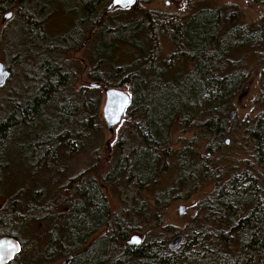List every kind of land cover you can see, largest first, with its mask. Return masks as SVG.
Returning <instances> with one entry per match:
<instances>
[{
  "label": "trees",
  "instance_id": "16d2710c",
  "mask_svg": "<svg viewBox=\"0 0 264 264\" xmlns=\"http://www.w3.org/2000/svg\"><path fill=\"white\" fill-rule=\"evenodd\" d=\"M108 1L78 0L86 15L85 24H89L98 35L100 54L95 56L93 63L103 68L120 45L134 49L137 57L121 67L110 63L106 72L108 79L102 71L92 74L101 86L82 91L79 102L71 97L72 93L65 100L71 82L58 66L44 62L38 70L36 90L0 120V182L10 167L8 154L11 149L15 150L11 153L25 151L29 163L32 160L45 163L49 158L47 163L53 166L60 149L70 155L84 145V138L101 136L104 131L99 120L102 95L96 103L91 93L102 92L103 86L125 87L131 91L130 115L134 120L138 119L131 121L133 125L130 127H133L127 134L124 135L123 130L118 135L117 131L109 152V170L101 175L103 184L114 186L118 196L128 189L133 190L132 184L143 190L159 179V164L164 166L168 154L172 153L168 146L171 128L176 123L192 120L193 124L188 128L201 130L212 142L219 140L222 147L223 143L225 145L223 138L229 136L227 125L233 101L249 78L246 71L225 70V37L229 31H236L240 33L237 37L240 48L261 46L264 44V27L255 26L250 30L235 25V19L231 20L234 10L230 6L200 9L190 16L149 11L125 20L121 17L125 13L123 10H116V15H104ZM137 3L133 10L139 7ZM46 5L39 0H0V18L17 6L25 23L19 28L20 32L43 45L45 42L40 38L39 30L43 29L41 22H44ZM120 14L121 20L116 18ZM77 37L75 32H69L62 40L71 44ZM162 41L171 44L176 51L169 60L158 61ZM261 57L264 61V56ZM183 64H190L193 68L176 74V65ZM261 102L264 105V77ZM247 131L255 145L254 164L245 174L233 173L228 179L218 165L217 172L211 167L204 170L215 184V191L204 201L200 216L193 219V226L189 227V234L179 250H169L162 234L148 235L139 246L127 245L133 231H142L153 224L161 225L160 210L166 202L158 195L153 211L138 205L126 215L118 216L114 232L81 252L80 246L86 244L93 229L107 226L111 216L102 191L98 195L91 183L79 186L80 176H75L68 180L74 184L73 190L65 196L67 200H52L47 194V186L43 191L33 189L22 193L19 190L11 208L0 211V238H15L23 246L22 253L10 264H38L39 261L48 264L71 256L73 259L69 264H105L109 258L113 264H264V189L260 178L254 174L255 169L264 171V114L257 116ZM26 132H30V137L27 138ZM128 134L130 139L136 140L134 143H127ZM14 136L23 142L18 148L11 146ZM185 153L182 156H186L185 161L178 166L176 187L164 191L166 197L168 192L189 185L193 172L203 170L198 161L195 166L189 161V152ZM30 169L41 173L47 167ZM79 197L85 199L86 205L91 204L88 216L82 215ZM54 201L59 207H68L69 212L54 217ZM18 203L20 208H17ZM29 221H45L49 228H55L42 238L47 240L49 237V244L42 252L38 251L37 262L33 263L25 258L29 245L21 239Z\"/></svg>",
  "mask_w": 264,
  "mask_h": 264
},
{
  "label": "rangeland",
  "instance_id": "374dc122",
  "mask_svg": "<svg viewBox=\"0 0 264 264\" xmlns=\"http://www.w3.org/2000/svg\"><path fill=\"white\" fill-rule=\"evenodd\" d=\"M41 4L45 0H39ZM110 1L105 6V13H113L116 15L117 11L108 12L107 7ZM59 3L57 6L56 4ZM78 0H55L53 2V8L50 9L54 13L45 23V28L50 36H58L60 34H67L72 28H78L79 21L83 17L81 8H78ZM60 4H63L62 6ZM137 9L125 10L123 16L117 15L118 19L124 17L125 20L130 19L132 16H141L146 12H158L160 14H189L199 11L200 9H210L215 6H230L234 10V18L231 16V20L235 22V25H239L243 28L253 29L255 26L264 27V1L263 0H138ZM62 7L65 11L62 10ZM80 7V6H79ZM58 8V9H57ZM57 10V12H56ZM13 17L8 21H4L3 17L0 18V62L4 63L11 72V77L8 82L0 87V120L5 118L14 107L20 104L23 100L27 99L35 90L38 77V66L43 60L49 59V55L45 52L51 46L56 43L55 41L49 43L44 40L43 45H35V43L29 38V35L25 32H20L19 28L24 26V21L21 18V14L16 9L12 10ZM49 12V11H48ZM47 12V13H48ZM189 12V13H188ZM46 13V14H47ZM45 14V15H46ZM192 15V14H191ZM111 17V16H109ZM43 23V22H41ZM44 25V24H43ZM231 26V25H230ZM242 28V29H243ZM89 31L87 27L85 29ZM231 30V29H230ZM41 31V30H39ZM45 31V30H44ZM85 31V32H86ZM245 32V30H243ZM84 32V33H85ZM39 33H42L39 32ZM82 38L79 45L71 50L68 54L64 55V62L67 65V72H70V92L66 93L67 97L71 95L76 101H80L83 97L85 89H93L91 83V75L94 72L93 58L97 45L90 36V33ZM236 31H229L226 34V64L225 70L232 72L243 71L249 73L248 80L242 85V89L237 94L233 101L232 111L233 116L228 121L227 130L229 136L223 138V147L219 140L212 142L208 136H204L201 130L195 128H188L192 126V120L187 123H176L172 126L170 132V145L168 149L172 152L169 155V159L165 162L164 166L159 164L158 168V180L152 181V184L145 188L140 189L137 186L131 185L133 190L128 189L126 193L118 196L114 186L103 184L101 175L105 174L109 169L111 160V154L106 151V129L101 133L98 138H84L83 147L84 150L77 153L70 154L69 158H65L64 154L57 156L60 158L58 161L59 166H49L46 170H41V173H36L30 168L36 167L33 160L31 163L27 161V153L25 151L18 153H11L15 150L11 149L9 156L10 167L0 182V211L11 208L14 203V197L22 190V193H26L30 190H44L47 186V194L50 198L58 199L62 201L67 200L66 194L73 190V182L68 181L75 176L84 175L89 172V169H93L94 177L99 181V184L104 185L106 189L102 191L104 198L109 204L110 221L107 226L99 233L100 238L106 234L109 235L115 231L114 226L115 219L118 216L126 215L131 209L138 205L146 206L147 210L153 211L155 209V198L160 195L166 202L165 207L160 210L162 222L160 226L145 227L142 231H133L128 241L137 236L141 238L142 242L148 235H161L166 238L167 244L170 243L177 235L186 236L189 234L191 226H193V219L203 212V203L208 199L215 191V184L210 181L209 176L204 172L208 168H212L214 172L218 171V166L222 167L225 173L226 179L233 173L245 174L246 170H250L252 164H254V143L250 138L249 128L253 124L255 118L261 114H264V105L261 102V92L263 84L264 74V61L261 56H264V44L260 45H247V47H239V39ZM43 38V34H40ZM44 39V38H43ZM86 40H89L87 45H84ZM51 41V40H50ZM176 51V49L168 44L166 41H162L159 48L158 61H162L163 58L169 60V57ZM137 57V53L134 49L125 45L116 47L112 60L109 64L99 69L103 72L105 78L108 79L107 73L110 68V63L118 64L121 67L124 64H130ZM60 58V56H58ZM55 63V61H54ZM96 65V64H95ZM100 66V64H99ZM99 67L96 65V70ZM193 66L176 65L175 72H187L191 70ZM183 69V70H182ZM131 92V91H130ZM95 100L99 98L103 93H91ZM63 100L61 103H63ZM99 100L96 101V103ZM102 106V104H101ZM132 110H129L127 117L131 118V121L138 120L130 116ZM230 113V114H231ZM230 117V116H229ZM141 119V117H139ZM124 124L119 126L118 135L124 130V135L128 130H131L133 125L131 122H123ZM128 128L126 130V128ZM28 131V130H24ZM27 138L30 137V132ZM127 143L135 142V139H130L127 135ZM28 140L26 139L25 142ZM228 141V143H227ZM23 142L17 136L13 137L12 148L20 147ZM212 145L213 148L210 147ZM109 151L111 146L108 147ZM59 152V151H58ZM185 152H189L187 155L189 161L195 163L199 162V166L203 170L195 173L193 172V178L189 181V185L180 186L174 192H168L167 197L164 191H169L171 188L176 187V182L179 179L178 168L181 161H185L182 157ZM62 153V152H61ZM13 154V155H12ZM34 163V165L32 164ZM218 165V166H217ZM193 166V167H194ZM194 170V169H193ZM82 172H84L82 174ZM253 172V171H252ZM254 174L260 178L264 189V171L255 169ZM92 174L87 173L85 179L91 178ZM68 181V182H67ZM129 188V187H128ZM74 192V191H73ZM27 195V194H25ZM62 197H64L62 199ZM166 197V198H165ZM62 201L60 203H62ZM54 217L58 213L67 214L68 207H59L58 202H53ZM180 206L186 207V213L183 216H179L178 208ZM17 208H20V204H17ZM203 208V210H202ZM48 222H36L29 221L24 230L21 233V239L29 245L25 258L31 260V262H37L39 252H42L49 244V237L43 240L45 236H48L51 231L48 227ZM51 228V227H50ZM48 234V235H47ZM148 239V238H147ZM43 240V241H42ZM24 258V259H25ZM66 259H56V261L48 264H65ZM38 264H42L40 261ZM105 264H113V260L109 258Z\"/></svg>",
  "mask_w": 264,
  "mask_h": 264
},
{
  "label": "water",
  "instance_id": "95a60500",
  "mask_svg": "<svg viewBox=\"0 0 264 264\" xmlns=\"http://www.w3.org/2000/svg\"><path fill=\"white\" fill-rule=\"evenodd\" d=\"M136 0H111L108 6V11H114L115 9L126 10L133 7ZM12 17V14L4 16V21H8ZM10 72L6 65L0 62V87L3 86L9 79ZM99 85V84H96ZM131 104V96L125 90L113 89L104 87L103 89V102L101 108V116L103 119V125L106 129V146L109 147L115 137L116 128L125 119V114L128 107ZM233 113L229 117V121ZM228 143V142H227ZM186 213V207L180 206L178 208L179 216H183ZM185 241V237L182 235L176 236L168 244V248L171 251L179 250ZM141 244V238L134 236L128 242V245L139 246ZM22 252V246L18 240L11 237L0 238V264H10L16 256ZM69 261H66L68 264Z\"/></svg>",
  "mask_w": 264,
  "mask_h": 264
},
{
  "label": "flooded vegetation",
  "instance_id": "af4514ba",
  "mask_svg": "<svg viewBox=\"0 0 264 264\" xmlns=\"http://www.w3.org/2000/svg\"><path fill=\"white\" fill-rule=\"evenodd\" d=\"M50 1H51V3H50ZM43 4L45 5V4H47L46 5V7H45V9H44V15H43V17H44V22L43 23H41V26L43 25V29H41V31L42 30H45V33H39V34H43V38H44V40L45 41H49V42H56V40H58V42H56V43H53L49 48H48V50L47 51H45V52H49V53H46L47 55H49L50 57H49V59H46V60H43L41 63H40V65H42L44 62H52L53 64H55L56 66H58V68H60L61 69V71L64 73V74H66L67 75V78L69 79L70 77H69V74H70V72L68 71L67 72V70L65 69V68H67V65L65 64V62H64V55L65 54H68V52H69V50H71V49H73V48H75L76 47V45L78 46L79 45V43H80V41L82 40V38L86 35L85 33H87V32H89L90 33V36L92 37V39L94 40V42L96 43V39H97V41H98V35H96L95 34V32H97L96 30H94L93 28H90V26H89V24L88 25H86L85 24V21H84V19L86 18V15H85V12L83 11V9L81 8V6L79 7V3H77V5H78V8H81V11H82V15H83V17H82V19L78 22L79 23V25H76V26H78V28H72V30H70V31H68L67 33H69V32H75V34L76 35H78V37L74 40V41H72L71 42V44H70V42L69 41H66L65 42V39L64 40H62V38H64L67 34H60V35H58V36H50L49 35V33H47V31H46V28H45V23H47V21H48V19L52 16V14L54 13L52 10H50V9H52L53 8V0H45L44 2H43ZM59 3H57L56 4V6L58 5ZM61 6L63 5V4H60ZM58 8H62V7H58ZM57 8V9H58ZM15 9H16V11H18V7L16 6L15 7ZM62 10L63 11H65L66 13H67V11L64 9V8H62ZM49 11V12H48ZM48 12V13H47ZM56 12H57V10H56ZM11 14H12V17H13V15H14V13L13 12H10ZM47 13V14H46ZM189 13V12H188ZM46 14V15H45ZM170 14H172V15H178V16H180V14H175V13H170ZM192 14V12L191 13H189V14H182V16H187V15H191ZM11 17V18H12ZM89 28V31H86L85 29L86 28ZM86 31V32H85ZM85 32V33H84ZM40 38H42V36H40ZM32 40V39H31ZM44 40H43V42H44ZM51 40V41H50ZM59 40H61V41H59ZM34 43H35V45L38 47V45H39V43L37 42V41H34V40H32ZM64 41V42H63ZM88 42H89V40H86V42H85V44L84 45H87L88 44ZM38 44V45H37ZM71 45V46H70ZM40 46V45H39ZM100 54V51H98V42H97V45H96V49H95V52H94V58L93 59H95L96 57V55H99ZM58 56H60V58H58ZM54 61H55V63H54ZM94 64V63H93ZM96 65H97V67H99L98 68V70H96ZM94 64V72H93V76H94V73L96 74V73H100V71H99V69H100V66H99V64ZM37 70H39V66H38V68H37ZM10 71V70H9ZM11 73V72H10ZM95 78L96 77H92L91 76V80L93 81V83H91V85L93 86V87H95V85L94 84H97V83H100V82H98V81H96L95 80ZM71 79V78H70ZM70 79H69V83L72 81H70ZM94 89V88H93ZM133 97V96H132ZM129 113V112H128ZM130 116H132V115H130ZM127 117V116H126ZM99 120H101L102 121V117H101V115H99ZM125 122H131V118H129V116L126 118V120H125ZM82 150H84V147L82 146V147H80V148H76L75 149V151L77 152V153H79L80 151H82ZM62 152V153H61ZM73 153H75V152H73ZM56 154V153H55ZM62 154H64V156H65V158H69V155H67L66 153H65V149H60L59 150V152L57 153V156L59 155V156H61ZM57 158V162H54L53 163V166H55V167H57V166H59L58 164H59V162L60 161H58L60 158H58V157H56ZM48 160H49V158H48ZM48 160H47V162H48ZM47 162H45V163H42V162H40L38 165L36 164V167H39V168H41V167H43V166H46L47 168L51 165H49ZM47 163V164H46ZM34 165V164H33ZM52 166V165H51ZM35 166H34V168H36ZM92 170L93 169H89V172H87V173H91L92 174V179H85V176L87 175V173H85L84 175H81V177H80V179H79V186L80 185H84V184H87V183H91V185H94V187H95V191L98 193V195H99V193H100V191H103L104 189H106V187H104V185H100L99 184V181L94 177V173L92 172ZM84 172H82V174H83ZM102 186V187H101ZM77 189H79V187L77 188ZM77 192H78V190H77ZM80 204H82V208H81V211H82V215L83 216H88L89 214H90V211H91V204H87L86 205V202H85V199L82 197H79V206H80ZM68 212H69V210H68ZM93 219H94V217H93ZM93 219L91 218L90 220H91V222H93ZM49 229H51V231H53V229H55V228H49ZM104 229V227H102V226H97L96 228H94L93 229V231L91 232L92 234H91V236L87 239V242H86V244L85 243H83L81 246H80V251L81 252H84L85 251V249L87 248V247H89L91 244H93V243H96V242H98V240L100 239V235H99V233L102 231Z\"/></svg>",
  "mask_w": 264,
  "mask_h": 264
},
{
  "label": "bare ground",
  "instance_id": "6f19581e",
  "mask_svg": "<svg viewBox=\"0 0 264 264\" xmlns=\"http://www.w3.org/2000/svg\"><path fill=\"white\" fill-rule=\"evenodd\" d=\"M101 108H102V106H101ZM126 116V115H125Z\"/></svg>",
  "mask_w": 264,
  "mask_h": 264
}]
</instances>
